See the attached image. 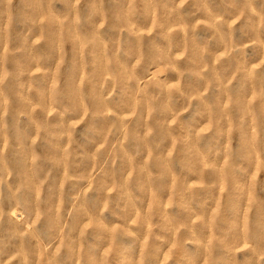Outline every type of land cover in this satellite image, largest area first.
Instances as JSON below:
<instances>
[{"label":"rangeland","instance_id":"1","mask_svg":"<svg viewBox=\"0 0 264 264\" xmlns=\"http://www.w3.org/2000/svg\"><path fill=\"white\" fill-rule=\"evenodd\" d=\"M0 264H264V0H0Z\"/></svg>","mask_w":264,"mask_h":264}]
</instances>
